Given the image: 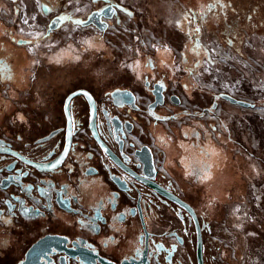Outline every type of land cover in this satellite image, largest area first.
<instances>
[{"label":"flooded vegetation","instance_id":"obj_1","mask_svg":"<svg viewBox=\"0 0 264 264\" xmlns=\"http://www.w3.org/2000/svg\"><path fill=\"white\" fill-rule=\"evenodd\" d=\"M16 2L0 0V17L4 5ZM183 2L191 14L184 24L197 35L193 49L198 69L208 56L207 46L200 40L202 30L213 28L221 45L239 54L249 45L251 32L263 34L255 36L264 41V22L258 24L264 18V0ZM221 3L227 7H220ZM119 7L108 2L94 11L114 14L112 19L102 18L109 27L108 21L127 12ZM249 15L250 21L246 19ZM59 17L63 19L56 22L58 29L47 34ZM65 19L60 14L52 17L46 36L52 37ZM7 26L0 20V53L4 57L0 66V264H22L27 252L46 238L49 244L41 249L45 256L38 264H198L195 218L201 230L204 264L254 263L256 254L264 251V183L252 188L247 185L239 194L226 190L225 197L215 191L214 150L221 155L225 151L215 143L209 118L225 102L224 91L198 86L193 78L199 72L194 71L187 73L191 86L182 85L179 68L171 76L160 73L166 66L158 61L155 66L148 62L133 85L30 86L33 58L28 48L34 40L20 36L16 26ZM16 50L17 56L16 52L13 55ZM21 61L25 62L22 67ZM80 90L95 101L98 138L91 128L92 105L82 95L72 100V129L68 130L64 102ZM117 90L130 92L135 99L125 98L130 103L120 104L118 97L109 95ZM40 91L46 92L49 101ZM31 93L30 102L18 103L11 97L15 94L20 101L22 94ZM56 95L58 100L52 102ZM157 95L162 103L158 101L154 107ZM41 97L42 102H35ZM101 144L110 154L104 153ZM65 150L68 155L56 169L37 167L40 162H54ZM24 172L29 175H22ZM9 177H15V182ZM42 181H49L52 187ZM29 184L33 187L26 191ZM39 188L48 189L49 196H41ZM62 192L66 193L63 200ZM220 211L225 216V250L214 239Z\"/></svg>","mask_w":264,"mask_h":264},{"label":"rangeland","instance_id":"obj_2","mask_svg":"<svg viewBox=\"0 0 264 264\" xmlns=\"http://www.w3.org/2000/svg\"><path fill=\"white\" fill-rule=\"evenodd\" d=\"M183 1L19 0L2 7L0 20L9 28L17 27L20 36L34 40V45L28 48L33 58L28 73L32 80L30 86L69 89L86 85L113 87L122 82L133 85L147 69L148 62L149 66H155L154 61H158L166 66L161 67L160 73L171 76L174 68H179L182 85L191 86L189 71L199 72L193 78L198 86L212 92L224 91L225 95L250 104L243 107L225 100L220 102L221 107L213 118H209L215 143L225 151L221 155L214 150L215 191L223 193L220 197H225L226 190L239 194L247 185L252 188L264 183V41L257 37L263 34L251 32L254 35L247 38L249 45L243 50L244 55L222 46L213 28L202 30L200 40L207 46L208 56L198 69L200 64L199 60L194 61L193 49L197 35L191 26L184 24L183 20L191 14ZM108 2L122 6L127 12H119L118 18L108 21L105 33L76 23L87 20L94 10ZM59 14L66 18L64 25L52 37H47L51 18ZM25 19L29 21L27 24ZM15 52L17 56L18 51L13 55ZM2 59L0 53V66ZM24 64L21 61L19 66ZM19 80L24 83V77L20 76ZM233 80L238 81L237 85H232ZM226 85L229 87L223 88ZM41 96L47 99L45 91ZM11 97L24 103L30 102L33 94H22L20 101L15 94ZM42 97L35 102H42ZM222 205L225 210V198ZM223 215L220 211L214 223L217 232V225L225 223ZM218 240L217 244L225 250V239Z\"/></svg>","mask_w":264,"mask_h":264},{"label":"water","instance_id":"obj_3","mask_svg":"<svg viewBox=\"0 0 264 264\" xmlns=\"http://www.w3.org/2000/svg\"><path fill=\"white\" fill-rule=\"evenodd\" d=\"M13 2V0H10ZM17 0H15L16 2ZM119 9H121V6L119 7ZM113 13L112 12H106L105 11H102V12H92L90 14V16L88 17L87 20L85 21H81V23H79L78 25H80V27L82 28H87V27H90V26H93L95 28H97L100 32H103L105 33V31L107 30L108 26H107V23L105 21H102V18H106V19H112L113 17ZM53 21H56V22H60L61 20L59 18H56L54 19ZM53 21L52 23L50 24L49 26V30L47 31V34H50L52 33V31L54 30H57L58 29V24H53ZM80 92H86V91H76L74 93H71L70 95L67 96V98L65 99V102H64V112H65V115L67 117V119L69 120V126H68V130L71 131L72 127H71V114H70V106H71V103H72V100L77 97V96H80L78 93ZM88 93V92H87ZM130 93V92H128ZM89 95L91 96V94L89 93ZM83 96V95H82ZM132 96V95H131ZM92 97V96H91ZM85 98L89 101V103L92 105V108L93 110H95V101L93 99V97L91 99H89L87 96H85ZM223 98L230 102L231 104L233 105H240V106H243V107H249L250 104L246 103V102H243V101H240L232 96H223ZM158 101H160V103H162V100H160L159 98V95H157V100H156V103L153 105L154 107L157 106L158 104ZM130 101L127 100L125 102V104H129ZM95 111H93V116H92V124H91V128L93 130V133L96 135V137L98 138L97 136V133H96V130H95ZM70 133V132H69ZM63 157V156H62ZM37 167L39 169H43L41 167H39L37 165ZM170 197V196H169ZM172 198V197H171ZM173 199V198H172ZM174 200V199H173ZM177 202L179 204H181L183 207L187 208L189 211H191V209L186 205L184 204L183 202H180L179 200H177ZM192 212V211H191ZM193 216L195 217L194 213L192 212ZM195 222H196V225H197V232H198V244H197V257H198V264H204L203 262V241H202V236H201V230H200V227H199V224L195 218ZM49 244V242L47 243V238L46 239H43V240H40L37 244H35L26 254L25 256V261L22 263V264H38L39 262V259L42 257V256H45V254L42 252V248L44 246H47Z\"/></svg>","mask_w":264,"mask_h":264},{"label":"snow or ice","instance_id":"obj_4","mask_svg":"<svg viewBox=\"0 0 264 264\" xmlns=\"http://www.w3.org/2000/svg\"><path fill=\"white\" fill-rule=\"evenodd\" d=\"M13 2H15V0H13ZM65 2H67V0H65ZM220 7L225 8V7H227V5H224V4L221 3V4H220ZM113 11H115V10H113ZM59 19H63V17H59ZM246 19L250 21V20L252 19L251 15H249ZM28 22H29V21H28L27 19H25L24 23L27 24ZM262 22H264V18H261V21H258V24H259V23H262ZM55 23H56V21H53V24H55ZM76 23L79 24V23H81V21L77 20ZM136 39L139 40V37H137ZM232 43H233L232 39H229V40H228V44L231 45ZM237 83H238V81H235V80L232 81V85H233V86H234V85H237ZM227 87H229V85H226V86H224L223 88H227ZM78 94H79V95H83V96H87L89 99L92 98V97L89 95V93H87V92H80V93H78ZM109 95H112V96H116V97H118L117 102L120 103V104L125 103V98H129L130 100H134V99H135L134 97L131 96V93H128V92H121L120 90H117V91L114 92V93H110ZM220 98H221L220 96H217V97H216V99H220ZM93 111H95V110H93ZM18 119L23 120L24 117H23V116H19ZM156 119H157V120H160V119H162V118L159 117V116H157ZM109 131L111 132V129H109ZM100 147L103 149L104 153H106V154H110V153H109V149H108L107 147H104L103 144H101ZM13 155H15V153H13ZM48 155H49V154H46V155H45V159H47ZM67 155H68V152H67L66 150L63 151V157H66ZM63 157H60V158L56 159L54 162H51V163H49V164H44V163L40 162V163L38 164V166L41 167V168H43V169H45V170L56 169L57 166H58L60 163H62V159H63ZM0 159H3V156H0ZM26 163H28V164H32V161H31V160H28V161H26ZM70 170H71V169H70ZM0 171H2V169H0ZM22 175L27 176V175H29V173L24 172V173H22ZM257 175H259V173H257ZM202 178H203V177H202ZM8 179H9L10 181H12V182H15V180H16L15 177H9ZM116 179H119V177H116ZM42 183L49 184V187H52V185H51V183H50L49 181H42ZM32 187H33V186H32L31 184L27 185L26 188H25L24 185H21V188H25L26 191L31 190ZM39 192H40L41 196H46V197L49 196L48 189H46V188H39ZM65 195H66L65 192H62V193H61V200H63V198H64ZM114 198H115V197H114ZM24 211H25V212H28L29 210H28L27 208H25ZM35 211L39 212L38 209H35ZM236 211L238 212L239 209H236ZM134 212H135V210H132V213H133V214H134ZM86 247L88 248V251H89V252L92 251L91 246H86ZM256 255H257L258 258L255 260L254 264H264V251H262V252H260V253H257Z\"/></svg>","mask_w":264,"mask_h":264},{"label":"built area","instance_id":"obj_5","mask_svg":"<svg viewBox=\"0 0 264 264\" xmlns=\"http://www.w3.org/2000/svg\"><path fill=\"white\" fill-rule=\"evenodd\" d=\"M218 225H220V226H218ZM218 225H217V227H218V232L216 231L217 235L214 237L215 241H217V242L219 241L218 238H220V237H221L222 239H225V238H224V235H225V232H224V231H225V223H222V224L219 223ZM220 232H223L221 236L218 234V233H220ZM219 242H220V241H219Z\"/></svg>","mask_w":264,"mask_h":264},{"label":"trees","instance_id":"obj_6","mask_svg":"<svg viewBox=\"0 0 264 264\" xmlns=\"http://www.w3.org/2000/svg\"><path fill=\"white\" fill-rule=\"evenodd\" d=\"M248 153H249V151H248ZM249 154H251V153H249Z\"/></svg>","mask_w":264,"mask_h":264},{"label":"crops","instance_id":"obj_7","mask_svg":"<svg viewBox=\"0 0 264 264\" xmlns=\"http://www.w3.org/2000/svg\"><path fill=\"white\" fill-rule=\"evenodd\" d=\"M222 189H224V187Z\"/></svg>","mask_w":264,"mask_h":264}]
</instances>
